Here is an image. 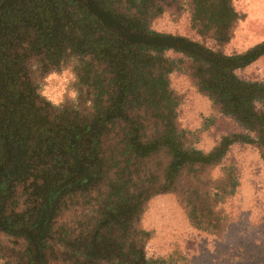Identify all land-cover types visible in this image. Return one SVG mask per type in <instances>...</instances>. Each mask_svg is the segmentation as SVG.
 Listing matches in <instances>:
<instances>
[{"label":"flooded vegetation","instance_id":"flooded-vegetation-1","mask_svg":"<svg viewBox=\"0 0 264 264\" xmlns=\"http://www.w3.org/2000/svg\"><path fill=\"white\" fill-rule=\"evenodd\" d=\"M90 1L109 17L112 29L87 11L85 0H0V240L19 246L22 264H48L61 242L66 250L59 257L70 264H140L133 250L125 251L139 196H126L120 188L104 197L89 230L70 242L59 232L60 214L103 186L108 175L104 140L116 133L115 124L124 122L126 152L139 159L166 148L171 157L167 179L185 164L204 160L181 150L170 128L155 141H142L144 129L131 124L129 113L139 103L163 100L166 92L162 74L156 73L161 68L158 52L128 39L137 32L155 33L110 0ZM195 2L224 20L223 0H216L220 10L212 8V0ZM172 51L198 62V84H208L220 106L242 114L252 105L253 93H244L229 79L228 72L239 64L236 59L229 58L230 67L210 65ZM71 58L83 61L84 81L100 74L101 84L109 85L97 93L89 86L82 94L85 102L90 97V108L51 107L37 91V74ZM260 96L264 106V91ZM260 127L264 139L263 116L251 126Z\"/></svg>","mask_w":264,"mask_h":264},{"label":"rangeland","instance_id":"rangeland-1","mask_svg":"<svg viewBox=\"0 0 264 264\" xmlns=\"http://www.w3.org/2000/svg\"><path fill=\"white\" fill-rule=\"evenodd\" d=\"M110 1L121 12L134 14L148 32L182 37L217 56L236 59L239 64L232 66L229 79L243 92H252L253 102L242 114L220 106L208 84H198L196 60L172 50L158 52L162 70L155 72L162 74L165 97L154 105L138 100L129 113L131 124L144 129V142L157 140L170 128L181 150L204 160L185 164L167 179L171 157L166 148L139 159L126 152L124 122L115 124L116 133L104 140L105 182L91 199L60 214L61 238L70 242L89 230L104 197L120 188L126 196H139L125 251L133 250L140 264H264V139L262 127L251 128L264 117V52L241 59L264 45V0H223L226 16L219 21L195 0ZM212 8L219 9L216 0ZM83 64L71 58L42 70L36 75L39 95L51 107L90 108V97L85 102L82 94L92 77L84 81ZM10 244L8 238L0 240V264H22L19 246ZM65 250L62 242L56 245L48 264H70L59 257Z\"/></svg>","mask_w":264,"mask_h":264},{"label":"water","instance_id":"water-1","mask_svg":"<svg viewBox=\"0 0 264 264\" xmlns=\"http://www.w3.org/2000/svg\"><path fill=\"white\" fill-rule=\"evenodd\" d=\"M85 5H87V11L91 13L97 20H99L107 28H113V25L109 23V17L102 11L98 10L95 3L90 0H85ZM128 42L134 45L148 46L152 48H166L171 50H177L179 52L189 54L200 60H203L210 65H225L231 66V61L226 58H219L217 55L205 50L201 46L186 40L182 37L158 35V34H143V33H133L130 35ZM264 52V45L260 46L259 49L244 55L241 59L249 58L252 59L259 54ZM35 248V245H32Z\"/></svg>","mask_w":264,"mask_h":264},{"label":"trees","instance_id":"trees-1","mask_svg":"<svg viewBox=\"0 0 264 264\" xmlns=\"http://www.w3.org/2000/svg\"><path fill=\"white\" fill-rule=\"evenodd\" d=\"M145 48L148 49V50L157 51V52L171 50V49H166V48H152V47H145ZM94 71L95 70H93V72ZM100 76H101L100 74H94L93 77H92V84L90 86H94V88L96 89V92L95 93H97L98 89H101L100 86H109V85H106L107 83L104 84V85L101 84L102 81L100 80ZM109 83L110 84L112 83V80L111 79H110Z\"/></svg>","mask_w":264,"mask_h":264}]
</instances>
